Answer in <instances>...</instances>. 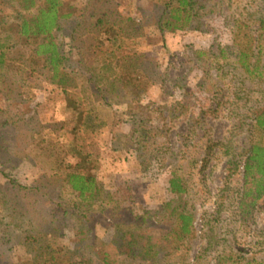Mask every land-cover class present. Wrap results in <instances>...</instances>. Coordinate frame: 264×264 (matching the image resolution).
<instances>
[{
    "label": "rangeland",
    "instance_id": "rangeland-1",
    "mask_svg": "<svg viewBox=\"0 0 264 264\" xmlns=\"http://www.w3.org/2000/svg\"><path fill=\"white\" fill-rule=\"evenodd\" d=\"M167 1L62 0L60 14L68 16L53 36L63 71L79 85L77 112L101 125L92 133L65 110L66 94L51 84L52 71L33 58L34 38L20 33L23 18L46 0L30 9L21 0H0V38H9L0 85V264L264 259V201L241 206V147L264 144V136L247 132L243 144L235 141L264 97L259 77L238 62L234 35L246 23L257 53L251 61L264 64V33L249 15L262 12L264 0H194L191 26L163 36L158 25ZM89 67L104 77L100 100L92 103ZM136 86L144 95L132 105L128 90ZM75 136L77 149L99 161L93 164L102 190L92 204L60 167L63 158L74 162L66 155ZM174 172L184 175L187 193L171 192ZM184 210L194 213L193 231L180 237ZM211 236L217 238L207 250Z\"/></svg>",
    "mask_w": 264,
    "mask_h": 264
},
{
    "label": "trees",
    "instance_id": "trees-1",
    "mask_svg": "<svg viewBox=\"0 0 264 264\" xmlns=\"http://www.w3.org/2000/svg\"><path fill=\"white\" fill-rule=\"evenodd\" d=\"M21 2L25 3V9H30L32 6L36 5V0H21ZM61 4L62 0H46V3L39 8L38 12L34 14L32 18H23L22 23L20 24V33L24 37L30 38L31 36L34 38L32 43L34 44L33 58L43 59L46 62V66H48V68L52 71L51 84L66 94L64 97V104L66 107L65 110L74 114L76 121L83 120L82 125L85 128H89L92 133H95L101 125H97L93 122L90 115L91 113L85 117L82 110H80L79 113L77 112L79 110V104L77 101L78 97L75 92L79 89V85L77 79L73 77L74 75H72V73L63 71L65 66V57L62 55L60 47L53 36V31L58 26L60 17L68 16L67 14H60ZM196 14L197 13L194 9V0H168L165 13L161 17L158 25L161 34L164 36L167 32H174L191 26ZM249 15L251 17L250 20L257 24L261 33H264V10H262V12H254ZM252 17H254V19H252ZM244 26H246V23L240 21L234 30L235 41L239 47L237 54L238 62L247 74L259 77L258 90L264 97V64L260 61H251V58L255 55L257 56V53H255V48L251 45L253 40L252 32L243 30ZM241 36L244 37L243 40H241ZM101 42L103 43V41ZM8 47L9 38H0V85L2 83L3 67L8 58ZM109 67L110 66H108V68ZM85 74L89 75L87 81L89 80L88 89L91 97L88 100V103L99 101L100 98L95 95L97 94L96 91L100 88V80L102 81L104 77L96 73V71L92 70L90 67ZM122 79L127 78L122 75ZM129 91H133L135 94V97L131 98L130 101L132 105L135 102L141 101L143 98L144 91H142L140 87L136 86L134 87V90L129 89L128 94H130ZM72 95L74 96L73 98L71 97ZM101 97V100L107 101L106 97L102 95ZM241 108L250 110L246 103H244ZM250 111L253 113L251 119L247 123L244 122L240 125L239 136L237 135L235 140L238 146L243 144V139L240 137L244 133L250 132L253 135L255 132H260V134H263L264 136V106H261L260 104V107H258L256 111H254V109ZM132 114L133 113L129 111L126 115L129 116ZM73 130L74 132H77L79 128L75 126ZM137 131L138 130H135V132ZM145 134L146 133L141 134V138L143 140L146 138ZM75 141L78 142V138L76 136L71 141V148L69 149V153L66 155L67 157H71L74 162L65 164V160H63L65 158H63L59 161L60 167L63 171H65L66 181L71 186L73 191L77 192L79 197L85 203L92 204L93 201L97 199L98 195L101 194L102 190L94 173L98 165L93 164L94 161L96 163H99V161L96 158L94 159L93 154L84 152L85 149H77L76 145H74ZM241 148L243 149L242 152L245 156L243 165L244 193L242 195L243 202L241 203V206L244 204L245 210H248L250 205H256L264 201V144L251 140L247 144L244 143ZM229 153L232 154V151H229ZM170 189L171 192L174 193H187L188 186L184 175L174 172L173 177L170 179ZM178 220V231L180 237L190 235L193 231L194 213L186 210L180 211L178 213ZM216 238V236L210 237V244L206 247L207 250L211 248L210 246L214 244ZM128 253L131 254L132 250L128 249ZM74 264L93 263L91 259L83 257L80 261H75ZM217 264H221L220 260ZM245 264H264V259H249Z\"/></svg>",
    "mask_w": 264,
    "mask_h": 264
}]
</instances>
